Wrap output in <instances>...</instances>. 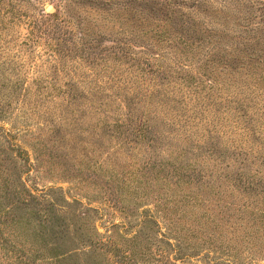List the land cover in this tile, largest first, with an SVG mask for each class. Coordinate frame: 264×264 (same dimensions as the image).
Wrapping results in <instances>:
<instances>
[{
	"label": "rangeland",
	"instance_id": "obj_1",
	"mask_svg": "<svg viewBox=\"0 0 264 264\" xmlns=\"http://www.w3.org/2000/svg\"><path fill=\"white\" fill-rule=\"evenodd\" d=\"M253 206L264 0H0V264H264Z\"/></svg>",
	"mask_w": 264,
	"mask_h": 264
},
{
	"label": "trees",
	"instance_id": "obj_2",
	"mask_svg": "<svg viewBox=\"0 0 264 264\" xmlns=\"http://www.w3.org/2000/svg\"><path fill=\"white\" fill-rule=\"evenodd\" d=\"M240 179V178H239ZM241 180V179H240ZM245 189H251V190H257L258 188H256L255 187V185H253V184H251V183H248V184H245V186H244V190ZM51 190V189H50ZM51 193H53V191L51 190ZM109 198L110 199H112V197H111V195L109 196ZM256 212H259V214H262V213H264V210L263 209H260V208H258L257 206H253L252 207ZM251 213H253V211L251 212ZM252 215H254V214H252ZM166 216H167V214H166ZM210 222H214L213 221V219H211V221ZM171 225H172V223H171ZM0 231H1V228H0ZM0 235H2L1 234V232H0ZM0 237H4V236H0ZM87 237V235L84 237V238H86ZM80 240H82V237L80 238ZM210 240V239H209ZM3 241H7V239H5V238H3ZM9 242L7 241L6 242V244H8ZM0 245V249H2V254L0 255V258H6L8 255H9V250L7 249L8 247H7V245ZM177 244L178 245H173V244H170V246H171V248L173 249V256H174V258H172V257H169V259H168V263L167 264H176V263H178L177 261H179L180 263H182V262H184V259H186V258H189L190 256H189V254H187V252L183 249V250H181L180 248H179V245L181 244L180 243V240H177ZM93 246H94V248H99V246L100 245H98L96 242H93ZM75 249H77V248H75ZM75 249L74 250H72V249H70V250H66V251H63V252H60V253H57L54 257H53V259H55L54 260V264L55 263H59V262H62V260L64 259V258H70L71 256H72V253L74 252V254H76L75 252ZM191 250L192 249H194V248H190ZM13 251V252H12ZM11 253H14V255H17V250H13V249H11ZM16 253V254H15ZM19 255V254H18ZM24 257V256H23ZM63 258V259H62ZM16 259H19V261H18V263L19 264H30V261L28 260V259H26V258H22V256H16V258H15V260ZM129 261H128V264H131L130 262H131V260H130V258L128 259ZM217 260V259H216ZM184 264V263H183Z\"/></svg>",
	"mask_w": 264,
	"mask_h": 264
}]
</instances>
